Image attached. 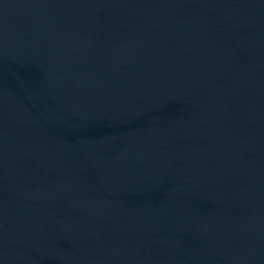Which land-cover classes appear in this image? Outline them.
<instances>
[{
  "label": "water",
  "instance_id": "1",
  "mask_svg": "<svg viewBox=\"0 0 264 264\" xmlns=\"http://www.w3.org/2000/svg\"><path fill=\"white\" fill-rule=\"evenodd\" d=\"M0 203L56 264H264V0H0Z\"/></svg>",
  "mask_w": 264,
  "mask_h": 264
}]
</instances>
